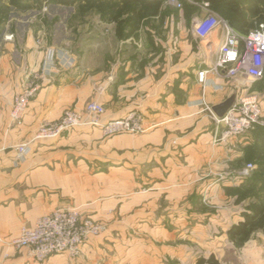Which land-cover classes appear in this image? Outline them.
<instances>
[{
	"label": "crops",
	"instance_id": "crops-1",
	"mask_svg": "<svg viewBox=\"0 0 264 264\" xmlns=\"http://www.w3.org/2000/svg\"><path fill=\"white\" fill-rule=\"evenodd\" d=\"M114 2L101 1L102 15L94 1L87 8L89 21L112 24L119 44L146 38V50L129 55L127 47L113 52L106 45L88 46L85 52L70 51L73 66L59 65L39 79L46 48H66L44 39L48 6L51 12L68 7L73 14L84 1L0 0V237L16 238L23 226L57 208L75 207L82 217L106 225L77 257L55 254L35 261L26 248L0 243V264H264V231L245 243L243 261L230 239V228L242 216L226 189L238 178L223 175L254 138L247 133L215 143V115L206 106L251 84L244 75L224 80L209 74L205 84L198 78L213 62L224 31L217 27L201 36L197 26L210 10L219 13L189 2L199 8L183 10L178 22L187 18L191 31L168 30L167 45L159 50V14L150 10L133 34L121 37L109 14ZM166 22L174 25L175 14L168 13ZM32 79L39 89L22 123L12 124L15 97ZM89 101L105 106L103 122L141 111L146 130L105 136L101 127L83 125L32 142L30 154L17 160L15 146L31 140L43 120Z\"/></svg>",
	"mask_w": 264,
	"mask_h": 264
},
{
	"label": "built area",
	"instance_id": "built-area-1",
	"mask_svg": "<svg viewBox=\"0 0 264 264\" xmlns=\"http://www.w3.org/2000/svg\"><path fill=\"white\" fill-rule=\"evenodd\" d=\"M165 1L177 7L182 6L180 0ZM203 5L209 8L208 2ZM217 27L223 29V39L215 51L213 62L199 70V81L205 84L209 74L224 80H233L240 75L246 76L251 83L262 80L264 23H260L258 28L242 33L222 15L210 10L208 17L199 22L197 32L201 36H206ZM59 65L71 67L74 61L68 51L48 46L38 78L47 76ZM38 89L39 84L34 79L23 86L22 91L15 97L10 113L12 124L22 123L24 114ZM206 106L215 115L214 142L217 144L246 135L257 127H264V99L259 93L247 88L238 91L236 101L223 117H218L211 106ZM105 111L102 103L89 101L81 109L74 107L65 110L58 119L43 120L31 140L15 146L17 160H22L30 154L32 142L58 138L64 132L83 125L99 126L105 136L120 133L139 134L145 131V116L141 111L134 110L123 118L103 122L102 116ZM250 167L251 165L245 168L244 176L248 175ZM105 230V224L90 217H82L75 207L57 208L38 217L33 226H23L16 238L6 240L0 237V243L16 249L26 248L29 256L35 261H44L55 254L77 257L91 237L100 235Z\"/></svg>",
	"mask_w": 264,
	"mask_h": 264
},
{
	"label": "rangeland",
	"instance_id": "rangeland-1",
	"mask_svg": "<svg viewBox=\"0 0 264 264\" xmlns=\"http://www.w3.org/2000/svg\"><path fill=\"white\" fill-rule=\"evenodd\" d=\"M185 1L195 2L194 0H180L182 4L181 7H177L171 4L170 2L165 3V6L163 8L166 11H168V13L175 14L176 22L174 25L173 23H169L168 27H166L167 26L166 17L165 18L162 16L159 17L158 24H156L158 25L156 26L157 30L155 32L156 37L159 38L158 46H157L159 50L162 48L164 44L167 45L166 32L168 30L170 31L174 30L175 33L179 31L189 33L191 31L190 23L188 22L187 18L186 21L184 20L178 22V17L180 16L179 13H182V11L184 10L183 4ZM198 8H199L198 5L195 4L193 11L196 12ZM46 12H47L46 19L48 20V23H46L45 25L46 29H45L44 39H46L49 43L52 42L53 45H57V46L63 45L64 47H66L64 50L68 51L69 54L70 51L85 52V49L88 46L90 47L93 45L95 47L98 46L101 47L103 45H106L107 47H110L112 50L116 49V47L120 48V46L124 48L127 47L130 50L129 55L132 52L138 51L140 49L141 50L143 49L144 51L146 50L145 49L146 38L130 39L126 44L122 42L121 44H119L120 42H118V40L115 39L114 36H112L113 25L101 24L96 22L93 24V22H90L88 18L91 15V13L87 14L88 11L86 8L83 7L78 8V12L71 14L70 13L71 9L68 7L64 8L61 12H58V10L51 12V8L48 6ZM49 15L51 17H49ZM57 18L60 19L57 20ZM148 25L149 24L145 23L144 26L142 27L143 33L144 32L146 33L145 31L147 30L146 26L148 27ZM179 41L180 40L178 39V37L175 36V38L172 41V43H174L175 45V48L178 47ZM113 52H115V50H113ZM145 58H148V56L143 57V61H145L144 60ZM250 84L251 86L249 87V89L251 91H255L259 93L261 96H264V79L253 83L250 82ZM145 130H146V126H145ZM252 131L253 130H251L249 133H252V137H253L254 132ZM257 150L258 149H253L250 146L246 147L243 156L237 161L236 164L230 167L231 169L229 171H225V173L223 174L224 176L232 175L238 178L237 179L238 184L234 187L237 188L240 187V185L242 186V183L245 181V179L247 177H250V175H252L253 173L264 175V155H263L264 153H259ZM249 165H251L250 171L247 176H244L243 171ZM259 182L260 185L256 187V189L250 192L246 188H243L240 191H237L235 188L226 189L228 197H231L234 206H237L238 209H240L242 219H243L242 213L246 210V208L250 204L260 202L261 197L264 198V176H263V180ZM239 255H240V259L243 261L244 257L246 256L244 245L239 247Z\"/></svg>",
	"mask_w": 264,
	"mask_h": 264
},
{
	"label": "trees",
	"instance_id": "trees-1",
	"mask_svg": "<svg viewBox=\"0 0 264 264\" xmlns=\"http://www.w3.org/2000/svg\"><path fill=\"white\" fill-rule=\"evenodd\" d=\"M54 2L62 3L65 5H72L76 1H84L82 8H88L94 1H99V5L96 6L103 12V6L100 5L102 0H53ZM116 1L109 7V14L111 19L115 20L117 33L119 36H127L133 34L135 30L140 26V20L149 15L152 10V14L166 17L168 11H166L161 3V0H155L153 3H145V0H112ZM199 3H209V7L218 12L224 18H226L238 31L247 33L252 29L258 28L260 23H264V0H194ZM118 2L122 3V6H118ZM142 4L138 7V4ZM150 4H152L150 6ZM118 6V7H117ZM184 11L189 13L193 11L194 6L185 1ZM128 15L123 18V14ZM107 13V12H106ZM126 31V32H125ZM264 79V77H263ZM262 79V80H263ZM264 99V96H262ZM252 132L254 142L250 145L253 149H258L259 153H264V127H257ZM264 155V154H263ZM262 156V155H261ZM263 174L253 173L250 177H247L240 187H233L237 191L246 188L249 192L253 191L260 185L259 181L263 180ZM243 219L237 224H234L229 230L230 239L235 243L237 247L245 245V243L251 239V237L258 231H264V198L261 197L260 202L250 204L246 210L242 213Z\"/></svg>",
	"mask_w": 264,
	"mask_h": 264
},
{
	"label": "water",
	"instance_id": "water-1",
	"mask_svg": "<svg viewBox=\"0 0 264 264\" xmlns=\"http://www.w3.org/2000/svg\"><path fill=\"white\" fill-rule=\"evenodd\" d=\"M237 94L233 93L228 98H226L223 102L216 104L213 106L212 110L218 117H223L226 112L231 108L233 103L236 101Z\"/></svg>",
	"mask_w": 264,
	"mask_h": 264
}]
</instances>
